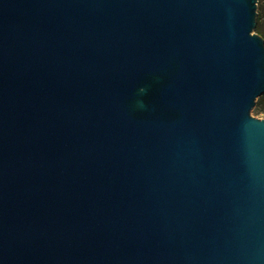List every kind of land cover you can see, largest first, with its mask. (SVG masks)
<instances>
[{
  "label": "water",
  "instance_id": "1",
  "mask_svg": "<svg viewBox=\"0 0 264 264\" xmlns=\"http://www.w3.org/2000/svg\"><path fill=\"white\" fill-rule=\"evenodd\" d=\"M258 0H0V264H264Z\"/></svg>",
  "mask_w": 264,
  "mask_h": 264
},
{
  "label": "rangeland",
  "instance_id": "2",
  "mask_svg": "<svg viewBox=\"0 0 264 264\" xmlns=\"http://www.w3.org/2000/svg\"><path fill=\"white\" fill-rule=\"evenodd\" d=\"M257 5V23L258 29L255 28V31H260L262 37L264 38V0H258ZM251 114L258 118H264V113H257L254 107L251 110Z\"/></svg>",
  "mask_w": 264,
  "mask_h": 264
},
{
  "label": "trees",
  "instance_id": "3",
  "mask_svg": "<svg viewBox=\"0 0 264 264\" xmlns=\"http://www.w3.org/2000/svg\"><path fill=\"white\" fill-rule=\"evenodd\" d=\"M256 29H258V26H256ZM256 32L261 35L260 31H256ZM254 109L256 110L257 113L259 112L264 113V93L258 97Z\"/></svg>",
  "mask_w": 264,
  "mask_h": 264
}]
</instances>
